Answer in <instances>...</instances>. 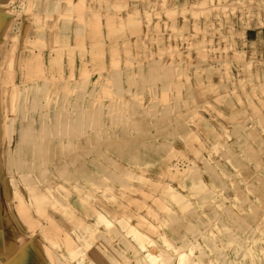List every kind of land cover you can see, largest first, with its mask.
I'll use <instances>...</instances> for the list:
<instances>
[{"label": "rangeland", "instance_id": "obj_1", "mask_svg": "<svg viewBox=\"0 0 264 264\" xmlns=\"http://www.w3.org/2000/svg\"><path fill=\"white\" fill-rule=\"evenodd\" d=\"M263 27L264 0H0L4 263L264 264Z\"/></svg>", "mask_w": 264, "mask_h": 264}, {"label": "bare ground", "instance_id": "obj_2", "mask_svg": "<svg viewBox=\"0 0 264 264\" xmlns=\"http://www.w3.org/2000/svg\"><path fill=\"white\" fill-rule=\"evenodd\" d=\"M162 1V0H161ZM166 1V0H165ZM164 2V1H163ZM165 4V3H164ZM169 4V3H168ZM149 5V4H148ZM170 5V4H169ZM153 6V5H152ZM165 6H166V4H165ZM163 9V8H162ZM84 13V12H83ZM85 15H87V14H84V16ZM86 17V16H85ZM81 18H82V15H81ZM84 20V19H83ZM58 32V31H57ZM60 32V31H59ZM50 35H51V33H50ZM57 37H56V42L57 43H60V40H61V35L60 34H57L56 35ZM47 52H49L48 50H47ZM3 57V56H2ZM6 57V56H5ZM6 60V59H5ZM4 60V61H5ZM3 64V63H2ZM13 71V70H12ZM1 72V71H0ZM1 78V77H0ZM13 78V77H12ZM260 166V165H259ZM54 204V203H53ZM84 206V205H83ZM251 237V236H250ZM253 238V237H252ZM244 239H246V238H244ZM10 240V239H9ZM248 240H249V238H248ZM7 242V240H6V237L4 236V234H3V232L0 230V264H5L6 263V259L10 256V254L9 253H12V251H14V250H12V251H10L8 254H6V249H4V247H5V243ZM249 242V241H248ZM246 243V242H245ZM10 245V244H9ZM8 243L6 244V248L8 249ZM257 245V244H256ZM239 246H241V245H239ZM215 247H217V246H215ZM215 247H213V248H215ZM228 247V246H227ZM235 247H237V246H235ZM249 247H251V245L249 246ZM220 247H218V249H219ZM229 248V247H228ZM259 248V247H258ZM3 251H2V250ZM138 249H139V252H140V255H139V259H140V262H139V260H136L134 263L135 264H153L154 262L152 261V259H151V255H150V252H149V249H148V247H147V245H146V238H144V237H140L139 239H138ZM242 249V248H241ZM192 250V249H191ZM239 250V249H238ZM250 250H251V248H250ZM259 250H260V248H259ZM252 251V250H251ZM234 252V251H233ZM235 252H236V250H235ZM256 252H257V250H256ZM222 253H224V252H222ZM248 253V252H247ZM237 254V253H236ZM235 254V255H236ZM118 256V255H117ZM190 256H192V253H189V256L188 257H186V258H184L183 260H181L180 261V264H190V262L191 261H188L189 263H187L186 262V259H189L190 260ZM237 256V255H236ZM219 257V256H218ZM222 257V256H221ZM137 258V259H138ZM192 258V257H191ZM235 258V257H234ZM214 259V258H213ZM222 259H224V258H222ZM221 261V260H220ZM229 261V260H228ZM5 262V263H4ZM193 264H197V263H195V262H193ZM205 264H231L230 262H209V263H205ZM233 264H235V263H233Z\"/></svg>", "mask_w": 264, "mask_h": 264}, {"label": "crops", "instance_id": "obj_3", "mask_svg": "<svg viewBox=\"0 0 264 264\" xmlns=\"http://www.w3.org/2000/svg\"><path fill=\"white\" fill-rule=\"evenodd\" d=\"M263 32H264V27H263ZM257 34H258V29L256 30V35H255V37L257 36ZM255 37H254V38H255Z\"/></svg>", "mask_w": 264, "mask_h": 264}]
</instances>
